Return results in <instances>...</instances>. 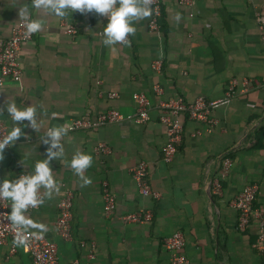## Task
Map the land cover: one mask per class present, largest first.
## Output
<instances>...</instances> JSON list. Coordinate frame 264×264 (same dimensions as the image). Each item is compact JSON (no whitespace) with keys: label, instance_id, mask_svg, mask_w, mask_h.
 Instances as JSON below:
<instances>
[{"label":"crops","instance_id":"obj_1","mask_svg":"<svg viewBox=\"0 0 264 264\" xmlns=\"http://www.w3.org/2000/svg\"><path fill=\"white\" fill-rule=\"evenodd\" d=\"M24 8L30 19L42 21L43 29L22 46L21 78L4 83L0 107L13 99L20 107L36 105L40 127L37 131L24 127L25 135L4 149L0 180L30 172L46 156L48 145L40 139L47 128L83 115L94 118L110 109L134 114V94L146 96L150 103L145 123L121 121L70 131L64 139V158L50 162L60 191L44 197L45 202L27 214L47 226L42 235L56 244L58 263L83 261L92 249V264H169L163 241L181 231L183 252L191 264H264L251 247L260 233L264 236V45L259 29L264 0H194L189 6L161 0L158 31L148 29L151 13L135 21L130 45L111 47L101 43L105 15L79 11L71 15L68 10L57 17L35 9L32 0H0V38L8 37L23 19L19 10ZM61 22L74 26L76 33L67 34ZM155 60L162 62L159 71L152 68ZM231 79L238 85L231 101L212 111L215 125L204 131L203 125L181 117V142L173 161L165 163L158 103L174 98L188 103L199 96L219 99ZM244 80L245 90L240 86ZM154 86L160 88L159 94ZM52 112L59 116L52 119ZM0 119L8 132L12 125L6 111ZM197 130L202 133L193 136ZM100 143L110 152L97 153ZM77 149L93 157L85 171L91 183L84 186L67 163ZM224 156L232 166L222 182V196H216L210 182ZM139 161L147 164L148 184L159 193L156 200L142 197L131 178L130 169ZM103 181L115 198L108 216L103 211ZM249 183L258 186L254 208L260 216L252 214L239 232L230 202ZM65 191L72 193L69 241L61 240L54 229L56 204ZM146 210L152 213L146 223L125 224L120 219ZM0 264L32 261L20 248L8 255V246L3 245Z\"/></svg>","mask_w":264,"mask_h":264},{"label":"built area","instance_id":"obj_2","mask_svg":"<svg viewBox=\"0 0 264 264\" xmlns=\"http://www.w3.org/2000/svg\"><path fill=\"white\" fill-rule=\"evenodd\" d=\"M194 0H178L179 5L189 6ZM152 15L148 22V29L151 32H156L159 29L158 18L161 14V0H152L151 3ZM30 19V17H29ZM26 23L21 19L12 29L8 37L0 38V91L7 80L12 82H19L21 78V66L19 54L22 46L31 41L33 33L27 34ZM60 27L70 35H74L76 30L74 26L66 22H61ZM259 29L262 33V40L264 45V18H259ZM161 60L152 62V68L159 71L161 68ZM98 83V82H97ZM248 82L242 81L241 88L246 89ZM238 85L237 80L231 79L228 82L224 96L219 99L209 100L202 96L195 98L191 102H183L180 98H174L169 101L158 103V120L163 126L165 132V143L163 146V161L171 163L176 156L177 147L181 142L183 134V120L181 117L186 116L188 120L194 121L204 126V131H209L216 123L212 118V111L222 105L228 104L234 96L235 87ZM154 93L159 94L160 88L154 86ZM114 97V94L109 95ZM136 109L134 114L123 115L117 110H106L97 114L94 118L83 115L70 124L71 131L95 129L102 125L109 123H117L121 121H128L133 124H142L149 119L150 103L146 96L142 94H134ZM201 130L194 132L193 136H199ZM7 134V127L0 119V138ZM6 146L5 148H7ZM97 153L107 154L110 152L108 146L104 143L98 144ZM232 166V160L228 156L221 159L216 177H214L210 184L213 194L222 196L223 188L222 182L226 179L229 170ZM23 172H20L21 175ZM131 178L137 188L138 193L142 197H148L156 200L159 193L153 191L147 181V164L145 161L137 162L130 169ZM103 186V211L105 216L110 215L115 207V198L106 189V181L102 182ZM258 186L256 183H249L245 185L243 190L239 192L230 202L231 207L237 212L236 229L243 232L248 223L250 216L253 214L255 218L260 216L257 209L254 208ZM36 208H29L32 211ZM57 214L54 222V229L58 237L63 241L71 239V219H72V193L65 191L64 195L56 204ZM9 213V201L0 200V246H8V255H13L18 248L23 253L31 257L32 264H59L57 258V246L50 242L43 235L37 238L33 235V231H24V236L27 237L25 246H18L13 243L18 230L14 228L7 218ZM152 213L150 210L137 211L130 214L123 215L120 219L125 224L131 223H146L150 221ZM260 228H263V222H259ZM84 244L81 242L80 246ZM164 249L169 253V264H191L183 252L184 236L181 231H175L163 241ZM252 249L260 255L264 260V236L262 233L258 235L256 240L251 244ZM94 253L90 249L86 254L85 260L75 258L70 264H92Z\"/></svg>","mask_w":264,"mask_h":264},{"label":"clouds","instance_id":"obj_3","mask_svg":"<svg viewBox=\"0 0 264 264\" xmlns=\"http://www.w3.org/2000/svg\"><path fill=\"white\" fill-rule=\"evenodd\" d=\"M151 3L152 0H32V6L35 9L43 10L57 17H64L68 10H71V15L74 11H79L82 14L95 12L105 15L107 22L102 29L103 39L101 43L109 47L117 43L130 45L131 41L128 37L136 32L135 21L151 15ZM19 15L27 21V34L36 33L43 29V23L40 19H29L28 9H20ZM175 18L177 21L180 20L179 13ZM5 111L12 126L7 134L0 138V161L4 159L5 147H11L19 137L25 135L22 131L24 127H30L35 131L40 127L37 120L36 105L20 107L13 99L0 107V114ZM58 116L59 113L57 112L51 113L52 119H56ZM22 121H27V125L16 123ZM71 129L70 123L47 128L40 139L48 145L46 156L36 161L30 172L22 173L11 179L0 180V200L10 201V212L7 218L14 228L22 230L17 232L13 241L18 246L26 247L27 237L24 236V231L38 230L33 233L37 238H40L47 231L45 224L35 222L27 212L29 208H37L42 205L45 202L44 197H51L53 193H59L60 185L53 175L50 162L64 158V139ZM67 163L79 177L82 186L91 183V178L85 175V171L93 163V157L90 153L77 149ZM41 189H44L43 193Z\"/></svg>","mask_w":264,"mask_h":264}]
</instances>
